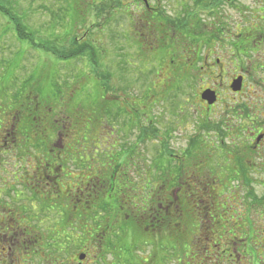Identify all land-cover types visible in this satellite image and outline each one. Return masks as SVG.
<instances>
[{"label": "rangeland", "instance_id": "1", "mask_svg": "<svg viewBox=\"0 0 264 264\" xmlns=\"http://www.w3.org/2000/svg\"><path fill=\"white\" fill-rule=\"evenodd\" d=\"M148 1L163 13L158 16H163L165 29L153 20L151 25L145 24L148 16L139 13L142 11L140 5H144L143 0H122L121 11L126 6L128 14L115 16L120 15L118 13L113 14L114 17H108L103 13L100 19L97 18L98 15L88 13V6L95 4L99 7L101 3V6L105 7L102 0H0V5L10 12L8 17L0 14V92L5 91V95L29 97L27 99L29 103L37 97L41 105H44L43 113L49 119L48 122H56L57 131L62 134V144L71 146L73 155H79L83 160L94 146L98 148L99 155L96 157L100 160L103 153L117 154V157L119 154H127V157H132L129 160L135 163V167L138 166L141 179L140 183L133 182L138 185L137 193L126 194L120 199L124 201L123 204L137 205L133 209L129 208L132 209L129 212L131 237L124 236L122 239L123 243L132 245L130 246L132 259L124 257L122 252H119L121 257L118 262L113 261L111 252L105 249V246L108 248L110 245L122 250L118 246L123 243H118L114 234H111L113 228L116 230L115 226L119 225L115 224L113 228L112 226L108 228L105 241L103 234L99 237L97 235L98 238L93 241L96 237L91 233L95 228L92 220L90 225L87 224V220L90 219L88 214L86 216L88 218L81 222L76 221L77 215L70 219L64 218L66 223L62 227L68 234L59 239L58 248L56 245L52 247V251H55L53 258L56 264H76L79 261L77 260L79 254L85 255L82 264H179L177 259L180 256L179 242L167 236H161V239L150 236L145 223H134L137 213L139 215L143 211L148 213L150 202L153 201L151 207H154L159 202V197L164 196L161 190H157L163 181H166L164 185L173 188L175 183L183 180L178 170L183 168L188 171L195 170L198 162L205 158L208 159L209 167H222L223 163H226L224 154L215 149L211 150L212 147L201 146L203 143L198 142L200 138L205 139L206 135H200L202 132L198 131L199 108L194 105L191 90L195 88L193 71L188 74L181 71L185 63L181 62L180 58L187 56L181 51L182 48H188L186 45L183 47L185 41H167L171 33L160 35L161 31H171L174 25L178 26L177 21L181 14H193L195 3H200V0ZM75 8L80 12L71 10ZM73 14L77 17H73ZM83 16L86 17V26L82 27V24L78 26L79 21L76 19L80 20ZM209 29L203 28L201 41H206L204 33ZM19 30L29 36L31 41L19 39ZM177 31L179 30L176 28L174 32ZM157 33L164 40L159 39ZM151 34H154L153 39ZM76 43L91 44L97 53L90 54V51H87L69 61H63L57 56L56 50L74 51L83 46L77 47ZM36 44H41L42 47ZM90 55L94 56L93 61L96 60L97 66H94ZM169 59L174 60L170 67ZM29 78L33 79L27 83ZM171 78H177L176 82L165 89V81ZM186 78L190 81L186 82ZM29 83H33V86H28ZM178 84L180 88L178 86L174 90V86ZM19 87L27 90L20 93ZM5 95L0 94V97ZM14 100L5 97V104L0 105V122L11 109L18 110L17 107L22 106L20 111H24L25 105ZM180 106L184 108L183 113H179ZM91 108L96 111L91 112ZM95 120L100 126L97 131L93 130ZM8 121L13 123L11 118ZM21 128L15 134L16 140L12 146L20 139L23 142L22 138L27 130L23 134ZM141 128L146 130L144 138L142 142H136ZM193 140L196 143L194 146L191 145ZM203 142L208 143L207 139ZM95 148L91 149L92 155L97 150ZM192 148H197L199 153L196 155ZM56 150L58 149H54ZM13 152L14 150L9 154L12 155ZM183 152L185 159L180 157ZM32 153L31 148L29 154ZM174 154L175 158L172 157ZM14 157L16 156L12 155L10 158L3 156V160L0 161V164L4 165L7 162L3 166L6 171L13 174L5 175V172H0V175H5L0 176V190L5 185L9 186L11 180H15L18 195H12L7 202L19 203L21 188L18 184L20 175L24 173V166H20ZM181 159L184 165L181 164ZM118 165L120 172L124 171L122 164ZM101 166L103 163L94 159L83 172L95 178ZM191 174L192 172L186 173V176ZM134 175L138 174L130 170L125 173V178L130 179L124 182L126 187L135 180ZM148 185L155 193L151 197L153 200L147 199L146 192L143 191ZM199 187L202 188L200 185ZM4 193L5 191L1 192V198ZM176 197L179 199L175 200ZM186 197L189 199V195ZM201 197L207 201L206 195ZM25 198L28 199L29 196ZM180 198V193L169 196V203L173 209L177 208L176 202H180ZM28 209L34 214L36 206L29 208L25 205V210ZM55 213L56 216L53 214L48 217L56 223L57 219L64 215L57 211ZM117 215L111 213L104 219L106 223L109 220L116 221L119 219ZM48 217L43 219L45 225ZM174 217L175 220L181 218L177 210ZM62 227L58 226L56 231L58 232V228L63 230ZM174 232L177 231H172L173 234ZM98 242L102 243V250L96 249ZM42 244L43 242L41 247ZM152 244L156 246L155 250L160 256L155 260L149 258L153 253ZM44 251L51 252V249L41 248V252L45 253Z\"/></svg>", "mask_w": 264, "mask_h": 264}, {"label": "flooded vegetation", "instance_id": "2", "mask_svg": "<svg viewBox=\"0 0 264 264\" xmlns=\"http://www.w3.org/2000/svg\"><path fill=\"white\" fill-rule=\"evenodd\" d=\"M147 3L151 15L163 14L152 2L147 0ZM149 25L151 23H147ZM193 25L195 40L183 44L188 48L181 50L187 55L180 54L183 56L179 57L180 61L185 63L181 71L187 74L193 71L195 88L191 90L194 105L199 108L198 131L206 135L208 143L203 142V138L198 142L220 151L226 163L222 167H209L205 158L198 162L195 170H178L183 176V180L178 181L180 186L168 187L164 185L166 181L158 185L157 190L164 196L159 197L154 207H151L153 201L150 202L148 213H137L134 223H145L147 233L155 239L167 236L177 240L179 264H264V0H200L195 3ZM203 28H210L204 33L206 41L200 39ZM173 62L169 59V67ZM176 79H167L165 89ZM182 107H178L179 113L184 112ZM191 143L196 144L194 140ZM192 150L196 155L199 153L197 148ZM172 157L175 158V154ZM180 157L185 159L184 152ZM64 158L80 169L85 170L89 165L87 156L83 160L75 155ZM101 161L103 166L99 167L95 178L83 170L74 173L77 176H69L70 182L77 180L72 182L77 189L56 174L51 178L52 171L34 172L33 176L26 173V178L20 179L23 185L18 184L21 188L19 203H10L7 201L11 196L18 195L10 186L16 181L5 185V205L0 208V264H56L55 251L41 252L42 241H47L48 237L54 239L55 221L48 215L43 217L37 208L34 214L30 209L26 211L25 205L37 207L38 201L30 197L44 194L52 210L57 209L66 196L62 188L58 195V188L67 181L69 189L75 191L70 202L74 210L79 209L77 217H86L87 211L82 210L96 205L92 200L89 206L85 199L86 186L87 191L104 192V180L98 178L109 168L104 164L107 163L105 158ZM111 169L117 176L121 173L124 177L128 170L137 172L138 166L129 160L124 171L120 172L118 166ZM191 172L187 177L186 173ZM5 175L13 174L5 172ZM144 190L147 199L153 196L149 185ZM179 193L180 202H176L177 208L173 209L169 196ZM202 195L207 196V201ZM176 210L181 220H175ZM53 214L56 216L55 212ZM47 217L48 227L43 221ZM174 230L176 235L172 233ZM152 247L149 258H160L156 246L152 244ZM80 257L85 259L84 254H79L76 264H82Z\"/></svg>", "mask_w": 264, "mask_h": 264}, {"label": "trees", "instance_id": "3", "mask_svg": "<svg viewBox=\"0 0 264 264\" xmlns=\"http://www.w3.org/2000/svg\"><path fill=\"white\" fill-rule=\"evenodd\" d=\"M147 1V0H146ZM103 3H105V7L101 6V3L98 6H96L94 4V6L90 5L88 6V13L91 15H98L97 18H101L104 14L105 16L108 17H114L113 14H118L120 13V15H115V16H121L122 14H128L127 11L128 9H126V6H124V9L121 11V7L123 6V4L121 3L122 0H102ZM101 6V7H100ZM130 6V5H129ZM142 6V11L149 13V14H145L147 15V19L145 21L146 23H151V20H153L154 22H157L158 25L162 28L165 29V25H164V21H163V16H158V14H152V10H149L148 8V4L147 5H140ZM72 11H75L76 13H79L80 11L75 8V9H71ZM104 10V11H103ZM192 12H194L192 10ZM104 13V14H103ZM0 14H3L5 16L8 17V15L10 14L9 11H7V9L3 8L0 5ZM73 17H77L73 14ZM91 18H93L92 16H90ZM60 18V17H59ZM193 19H194V13H188V14H181L180 15V19L177 21L178 26H175L172 28L171 31H161L160 35H166L168 33L169 37H167V41L172 42L173 40H178V41H185V42H193L195 39V31H194V25H193ZM76 21H79L78 26L80 24H82V27L86 26V17L83 16L80 20L77 18ZM87 21L89 22V17L87 19ZM182 22V25L179 26V23ZM184 22V23H183ZM98 23V22H97ZM76 24V22H75ZM93 24H91L92 26ZM176 28L179 30L177 32H174L176 30ZM20 33H18V37L19 39H24V40H30V37L25 35L24 33H21V31L19 30ZM158 35V33L156 34ZM158 35V36H160ZM157 36V38H158ZM181 36V38L179 37ZM154 38V34H151V39ZM156 38V39H157ZM159 39L164 40L162 38V36L159 37ZM31 41V40H30ZM72 43V42H71ZM84 44V43H83ZM81 44V45H83ZM164 44H166L164 42ZM37 45V44H36ZM81 45H76L77 47L81 46ZM39 47H42L41 44L37 45ZM90 51V54L92 52L97 53L96 49L94 48V46H92L91 44L89 45H83L82 47H79V49L74 50V51H59L56 50L57 52V56L62 59L63 61H69L74 59V56L77 55H82L84 54V52ZM91 61L93 62L94 66H97L98 63H95L96 60L93 61L94 56L90 55ZM33 78H29L27 79V83ZM26 83V84H27ZM179 85V84H178ZM178 85L174 86V90H176L178 88ZM28 86H33V83H29ZM26 88V87H25ZM22 90H27V89H22L19 87V92L22 93ZM25 93V92H24ZM1 95H5V91L0 92ZM5 97L7 98H14V102L16 103H23L25 105V109L23 112H21V107L19 106L17 107L18 110H10L7 114L6 117L3 118V121L0 122L1 127H0V161L1 159L3 160V156L10 158V156L15 155L16 157H14L16 160V162H18L20 164V166H24L23 167V174L20 175L21 179L26 178V173H30L31 176L34 175V172H39V173H47V172H54L50 177L53 178L55 177V174L58 175L59 179H63V180H67V181H71V178L69 176H77L76 172L78 171H82L84 169H80L78 166H73L71 165L69 162V159H65V156H69V155H73L72 153V147L71 146H66L64 144H62V134H60L57 131V125L56 122L54 121V123L52 122H48L49 119L45 117V114L43 113V108L42 106H44L43 104L41 105V102L37 99V97H34V101L32 100L31 103H29L27 101V98H25V96H16V95H5V96H1L0 97V105H4L5 104ZM22 99L21 102H19V100ZM31 98V97H30ZM32 99V98H31ZM91 112H95L96 109L91 108L90 109ZM13 120V123H9V119ZM90 120V119H89ZM91 121V120H90ZM94 128L93 130H98L100 128L99 124L95 121H93ZM63 124V123H62ZM54 125V126H53ZM21 128L22 133H25V136L23 139V142L20 141L15 144L14 146H12V144L15 143V134L17 133L18 129ZM27 127V129H26ZM71 130L74 129V127L71 124ZM62 129L65 130L64 127H62ZM87 130V127H86ZM145 128H141L138 132V135L136 137V142H142L143 138H144V133H145ZM68 132V129H67ZM6 146H12V147H8L6 148ZM33 149V153H30V149ZM95 148V146H94ZM91 148V149H94ZM54 149H58L56 151H54ZM91 149L88 152V158H89V162H91L92 160L96 159L95 156L99 155V151L98 148L95 152L94 155H92L91 153ZM12 155H10V151H13ZM10 153V154H9ZM104 154V155H103ZM101 154V158L102 160H107V163H104L106 167H108L109 169L106 170V173L104 175H100L99 176V180H104V192L102 193H97L94 192L90 189V191H87V186L85 189V199H88L89 202V206H91V201L94 200L96 201V205L94 208H90L89 210L84 209L82 210L83 212H86L90 215V219L87 220V224L90 225V221L92 220L93 224H94V232L91 233V235H94V237H96L98 235V237L103 233L104 235V241L106 239V235L108 233V228H110L116 224L119 225V227H116V230H112L111 234H114V236L117 238L118 243H123L122 239L124 236L126 237H131V233H130V228H129V212L132 211V209L134 207H136V204H123L122 199L123 196L126 194H134L137 193L136 191H138L137 189V184L135 183H140L141 179L139 178V173L138 171L135 172V174H138L137 176L134 175V181L132 180V183H129L126 187L125 183L126 181H129L127 178L122 177L121 173L120 176H117L116 172L114 170H112L111 168H113L114 166L116 167L118 164H122V166L124 168H126V166L128 165L129 159H131L132 157L128 156L127 154H119L117 157V154H113L111 153L110 155H106V153ZM92 155V156H91ZM77 157V159H79V155H75ZM94 158V159H93ZM98 162L102 163L103 161L99 160V158L97 157L96 159ZM109 160V162H108ZM14 161V160H12ZM68 161V162H67ZM7 162H5L6 165ZM67 163V164H66ZM135 164V163H134ZM4 164H0V172H8L5 170ZM119 166V165H118ZM5 171H4V170ZM127 170V169H126ZM116 176H115V174ZM0 176H5V175H0ZM65 182L67 184V186L69 184V182ZM77 180H72V182H76ZM71 183V187L76 188L73 183ZM64 183V185L62 184L61 186H59L58 188V195L61 192V188L63 189V193L66 196H63V203L59 204L57 209L52 210L49 202H48V197H46L44 194L41 197H38V195H34L33 197H30L31 200H37L38 202H36V205H38L36 208L39 209L41 211V215H51L52 212H61L64 216L62 218H58L56 223H55V227L57 228L58 226H63L66 221L64 220V218L70 219L71 217H73L74 215H77V212L79 211V209L74 210L75 208L71 205V202L74 198H72V194L73 190L69 189V187L66 186V184ZM176 185L174 187L178 186V182L175 183ZM5 185V184H4ZM23 184H20L19 186H22ZM10 186L12 187L13 191H16V185H12L10 184ZM25 186V185H24ZM148 188V187H146ZM77 189V188H76ZM5 191V186H3L0 190V208L2 206L5 205V193L3 194L2 198H1V192ZM144 191V189H143ZM17 194V193H16ZM41 198V199H40ZM61 201V200H60ZM72 207V208H71ZM132 208V209H129ZM29 212H32L31 210ZM28 212V213H29ZM1 213V211H0ZM103 213V215L101 216V214ZM114 213V214H118L117 216H119V219L114 221V220H109V222L106 223V219H104L107 215ZM87 214V215H88ZM44 217V216H43ZM88 217H82L79 218L77 217V222H81L84 221L85 219H87ZM104 219V221H103ZM120 220V221H119ZM85 225V224H84ZM42 229L44 230V225H41ZM63 228V227H62ZM75 231L77 229L74 228ZM63 230L65 231V233H63ZM60 229L58 228V232H56V234H54V239L50 240L48 237L47 241H42V247H48L49 249H51L52 251V247L53 245H56V247H59V239L63 238L65 236V234H68L67 231L63 228ZM177 232H174V234L176 235ZM98 237H96L95 239H93V241H95ZM171 239H173V237H170ZM107 243V241L105 242ZM114 243H116V241H114ZM101 242H98V244H96V249L98 250H102L101 249ZM135 245V244H133ZM130 244L127 243H123L120 246H118L120 249L125 250H117L116 248L112 247L109 245V247L107 248V246H105V249L107 251H110L111 255L113 256V261L118 262L119 257H121L120 254H118L119 252H122V255L124 257H129L132 259L131 253L132 251L130 250ZM134 248V247H133ZM54 250V249H53ZM101 259V258H100ZM114 264V263H113Z\"/></svg>", "mask_w": 264, "mask_h": 264}, {"label": "water", "instance_id": "4", "mask_svg": "<svg viewBox=\"0 0 264 264\" xmlns=\"http://www.w3.org/2000/svg\"><path fill=\"white\" fill-rule=\"evenodd\" d=\"M144 3L146 4V1H144ZM204 97V96H203ZM205 99H208L207 97L205 98ZM83 258L82 257H80V260H82Z\"/></svg>", "mask_w": 264, "mask_h": 264}]
</instances>
